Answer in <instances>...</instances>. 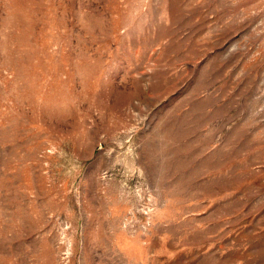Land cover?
Segmentation results:
<instances>
[{
  "label": "rangeland",
  "instance_id": "obj_1",
  "mask_svg": "<svg viewBox=\"0 0 264 264\" xmlns=\"http://www.w3.org/2000/svg\"><path fill=\"white\" fill-rule=\"evenodd\" d=\"M0 264H264V0H0Z\"/></svg>",
  "mask_w": 264,
  "mask_h": 264
}]
</instances>
